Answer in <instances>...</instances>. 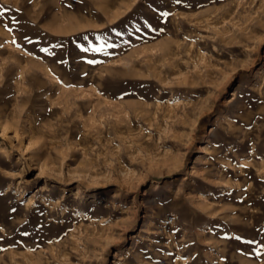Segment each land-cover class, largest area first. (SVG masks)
<instances>
[{
	"label": "rangeland",
	"instance_id": "374dc122",
	"mask_svg": "<svg viewBox=\"0 0 264 264\" xmlns=\"http://www.w3.org/2000/svg\"><path fill=\"white\" fill-rule=\"evenodd\" d=\"M0 264H264V0H0Z\"/></svg>",
	"mask_w": 264,
	"mask_h": 264
},
{
	"label": "snow or ice",
	"instance_id": "6c2138e0",
	"mask_svg": "<svg viewBox=\"0 0 264 264\" xmlns=\"http://www.w3.org/2000/svg\"><path fill=\"white\" fill-rule=\"evenodd\" d=\"M87 49H85V51H86ZM89 63H92V61H89Z\"/></svg>",
	"mask_w": 264,
	"mask_h": 264
},
{
	"label": "bare ground",
	"instance_id": "6f19581e",
	"mask_svg": "<svg viewBox=\"0 0 264 264\" xmlns=\"http://www.w3.org/2000/svg\"><path fill=\"white\" fill-rule=\"evenodd\" d=\"M207 151L205 150V153H206Z\"/></svg>",
	"mask_w": 264,
	"mask_h": 264
}]
</instances>
